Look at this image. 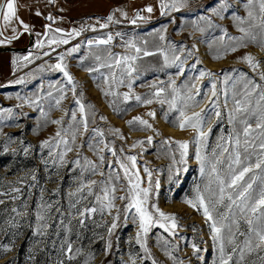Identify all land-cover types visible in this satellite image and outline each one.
<instances>
[{"label": "rangeland", "instance_id": "1", "mask_svg": "<svg viewBox=\"0 0 264 264\" xmlns=\"http://www.w3.org/2000/svg\"><path fill=\"white\" fill-rule=\"evenodd\" d=\"M68 1L75 5L66 7L61 0H16L17 17L11 23H16L14 28L17 31L22 27L19 20H23L35 34V41L31 50L26 52H0V264H133V261L135 264H222L209 222L202 210L198 211L186 201L196 202L197 187L204 192L209 166L221 153L218 145L225 144L234 130L239 132L242 129L239 123L234 126L229 121V111L234 107L232 81L248 78L264 86L259 75L264 73V33L261 28L251 29L255 41L247 36L243 41L234 39L244 36L241 27L249 28L253 23H260L258 19L254 21L248 17L249 10L256 17L260 15L258 3L250 9L245 7L247 0H192L185 8L165 9L163 18L155 23L136 19L137 27L130 34L132 43L141 49L134 62L137 70L131 76H121L120 67H101V64H114L108 52L116 58L136 55L132 48L116 47L113 39L109 45L95 44L96 40L107 38V30L88 33L84 37L81 31L79 36H68L66 33L73 30L71 24L54 13L69 18L105 13V19L100 18V22L95 21L87 29L97 30L108 24L109 4L118 5V13H127L130 6L133 11L137 6L129 0ZM49 15L54 19H46ZM237 17L241 19L237 20ZM1 21L3 25L2 17ZM46 25H51L52 30L60 28L63 31H49ZM3 31L11 35L8 25ZM52 36L69 42L50 45L48 40ZM89 40L93 44L89 45ZM0 41H3L0 46L13 45L1 35ZM25 41L24 37L17 45ZM38 42H42L43 47L38 46ZM240 43L246 46L235 52L228 50ZM77 45L79 50L69 54V50ZM144 52L153 54L146 56ZM61 54H64L63 61L59 59ZM245 54H251L259 61L256 70L240 59ZM98 55L100 60L96 59ZM25 56L29 59L24 60ZM174 56L179 59L173 62ZM57 63L66 65V70L74 77L75 96L67 77L54 67ZM89 69L96 71L90 72ZM201 71H211L214 75L201 77ZM113 72L123 83L113 81ZM226 78L228 84L224 83ZM18 80L23 83H16ZM172 81L182 96H187L191 89L198 102H189L192 106L187 109V115L206 110L203 130L207 136L200 145L193 142L196 129L181 130L171 122L178 118V111L159 102V99H171ZM213 84L216 85V96L212 94ZM161 87L165 92L159 99L151 95ZM61 91L65 99L57 106L54 101L60 97ZM106 91L108 95H105ZM125 93L132 98L125 100ZM135 96L153 102L144 104L136 101ZM77 99L84 104L85 113L80 112ZM215 111L220 112L219 117ZM73 112L76 121L71 119ZM149 112H155V117L148 115ZM165 113H168L167 119ZM85 114L88 118L86 132L80 124ZM137 116L153 127L130 125L128 122ZM56 120L61 123H53ZM249 122L255 129L256 119L252 117ZM70 125L80 129L74 143ZM168 126L179 134H172L167 130ZM93 129L103 132V137L96 135ZM116 129L119 134L114 131ZM57 132L68 141L67 147L72 151H67L66 145L56 137ZM256 134L254 132L253 136ZM149 136L153 138L151 142L147 141ZM169 137L189 142L186 162H181L183 150L177 144L163 143ZM44 141L49 143L45 145ZM90 144L103 150L100 153L104 157L103 163ZM258 144L257 140V146L248 152H243L241 147L242 159L248 157L255 165L261 157ZM198 147L205 157L204 174L196 159ZM109 149H115L116 154L112 155ZM234 150L235 145H230L229 152ZM129 156L136 157L135 169L142 179L141 186L151 189L149 207L155 204L164 213L175 214L179 225L175 235L153 226L144 236L135 210L125 212L129 201L120 197L127 195L128 185L120 164L132 170V163L127 159ZM227 157L228 153H224L223 163L217 166L222 176L227 175L230 162ZM87 161L98 165L99 171H92ZM145 168L151 171V184ZM117 173L118 180L115 179ZM253 175L256 177L253 195L256 196L264 182V165L246 174L245 181H250ZM109 177L112 179L108 180ZM92 181L96 183L92 184ZM102 181L116 187L114 207L110 209L104 206L107 199H97L104 196ZM212 187L215 189L216 185ZM205 196L207 198L206 192ZM227 204L225 199L224 204L213 211L214 219L217 213L226 212ZM90 208L97 210L85 211ZM156 215L154 213V217ZM238 229L237 232L236 226L233 227L235 239L232 242H229L227 230L223 232L224 259L231 257L228 264H264V244L258 248L255 246L257 238L245 220L239 219ZM138 233H141L139 241ZM250 238L251 251L244 244ZM193 245L200 251L197 252ZM241 249L244 250L242 259Z\"/></svg>", "mask_w": 264, "mask_h": 264}, {"label": "snow or ice", "instance_id": "2", "mask_svg": "<svg viewBox=\"0 0 264 264\" xmlns=\"http://www.w3.org/2000/svg\"><path fill=\"white\" fill-rule=\"evenodd\" d=\"M54 2V0H52ZM254 3H258L259 12L260 15L258 17L254 16L253 11L249 10L248 17L252 20H259V24H251L249 28H240L241 33L244 34V36H241L239 38L240 41H243L245 39V36L249 37L252 41L256 40L255 34L252 33L251 29L255 27H259L262 30V33H264V0H247V4L245 7H249L251 9V6ZM161 7H167L163 2L161 4ZM171 7L175 8V3L171 5ZM147 12L151 13L153 11V8L151 6H148L145 9ZM219 14V12H217ZM37 15H41V13L37 12ZM126 15V13L124 14ZM0 16H2L3 25H0V35H2V28L4 26H7L11 23V21L17 17V7H16V0H5L4 4H0ZM140 19H144V17H139ZM48 20H53L54 18L49 15L46 17ZM109 21L112 20V17L109 16L107 18ZM237 20H240L241 18L237 17ZM243 22V21H241ZM133 24L136 23L135 20L132 21ZM19 24L23 27L25 31L28 30L29 25L24 23L23 20H19ZM49 31H54L55 33H61L63 30L60 28H56L54 30L51 29V25L45 26ZM101 27H107V24L101 25ZM13 32L16 31L15 28L12 29ZM68 36H79L80 31H77L76 29H73L71 33H66ZM17 36L9 37V40L16 39ZM112 35H108L106 39H99L95 41V44L97 45H109L112 42ZM161 40L164 39L163 36L160 37ZM69 41L68 39H57L55 36H52L49 38L48 43L50 45H58V44H67ZM0 43H3V41H0ZM88 44H93V41L89 40ZM38 46L43 47L42 42H38ZM130 48H132L136 55L131 56H124L121 58L113 57L111 52H108V57L114 60V64H101V67H109L112 68L114 66L120 67L121 76H131L132 73H134L137 69L134 66V62L139 58V54L141 52L140 48H137L134 43H130L128 45ZM246 45L243 43L238 44L236 47H232L228 49L229 51L235 52L239 47H245ZM79 50V45L69 50V54L72 52H76ZM163 51V50H161ZM153 53L144 52V55H152ZM45 55H48V53H45ZM165 60H168L167 54H164ZM219 58V57H216ZM24 60H28L29 57L25 56L23 57ZM59 59L63 61L64 54H61ZM97 60H100L101 57L98 55L96 56ZM178 56L173 57V62L175 60H178ZM240 59L247 62L250 67L253 70H256L259 67V61L255 59L251 54H245L243 57H240ZM16 61L14 60L13 63ZM123 66L121 67V65ZM56 69H59L63 72L64 76L67 77L68 83L71 85V91L73 93V96H75L76 93V82L74 81V77L66 70V65L63 63H57L54 65ZM90 72L96 71V69H89ZM205 74L209 76H213L214 74L211 71H208L205 73L204 71L200 72V76L203 77ZM243 75V74H242ZM260 79L264 81V73H259ZM111 77L113 81L117 84L123 83L122 79H117L115 76V73L113 72L111 74ZM228 79L226 78L224 83L228 84ZM16 83H23V80H18ZM173 87L171 89V99H159L162 95V93L165 92L164 88H158L155 92L151 93L152 96L159 99V102L163 104H168L169 108L171 110L178 111L179 115L178 118L173 119L171 122L174 123L176 126H178L181 130L185 128H193L196 129V135L193 138V142L197 145H200L201 142L206 139L207 133L203 130L205 123H206V110L201 109L199 112H192L191 115H187V109L192 106L191 103H198L195 101L194 96L191 94V89H189V94L187 96H182L179 89L175 87V81L171 82ZM129 87H131V84H129ZM154 87V86H153ZM193 88L195 85L192 86ZM216 85L213 84V96H216L215 92ZM232 100L234 107L232 110L229 111V121L235 126L236 123H239L242 125L241 131L237 132L234 130L233 134L226 138L225 144L218 145L221 149V153L219 156H215L214 162H212L209 166L208 171V183L205 185L204 192L200 190L199 187L196 189V202H193V200H187L186 202L192 206L193 208H197V210H202L203 215L206 217L207 221L209 222V227L211 229L212 233V239L214 242L218 243L219 251L221 253V261L222 264H228V261L231 260V257H228V260L224 259L223 253H224V243L225 238L223 235L224 230H227L229 242L234 241L235 239V233L233 232V227L236 226V231L238 232V224L239 219L245 220L247 225L249 226V230L252 234L255 235L257 238L256 247H260L261 244H264V182H262V185L259 189L258 195H253V184L256 181L255 175L251 177L250 181H245V176L248 173H253L254 168L260 169L262 165H264V86H262L260 83L255 82L253 79L248 78H242L238 81H232ZM238 89V90H237ZM109 93L106 91L105 95H108ZM112 95H116L115 92L111 93ZM199 93L197 92V95ZM49 96H51V93H49ZM255 97V99H254ZM132 97L129 96V94H124V99L128 100ZM228 94L227 91L225 92V103H227ZM65 99V94L61 91V95L58 99H55V105L59 106L61 101ZM134 99L138 102L144 103V104H151L153 102L152 99H142L141 96H135ZM76 103L79 106V110L81 113H85V106L83 103L79 101V99L76 100ZM2 111V110H0ZM217 117L220 116L219 111H215L214 113ZM148 115L155 117V112H149ZM254 117L256 119V127L255 129L252 127V124L249 122L250 118ZM165 118H168V113H165ZM72 121H76L77 117L75 112L71 114ZM101 119H105L104 117H101ZM53 123H61L60 120L53 121ZM130 125H140L147 129H151L153 126L150 124L147 120H144L142 117H134L131 121L128 122ZM80 124L82 125L84 131H87L88 127V118L85 114ZM71 129V140L74 143L76 140V135L80 131L79 128H73L71 125L69 126ZM117 134H119V129L114 130ZM93 132L96 135H99L101 138L103 137V132L93 129ZM257 133L256 136H253V133ZM159 134V133H158ZM56 137L63 142L66 147L68 145V141L64 140L63 137H61V133L57 132ZM243 137V139H241ZM123 138V137H121ZM152 137H147V141L151 142ZM259 141L258 147L261 150V157L257 159L255 165L251 164L250 159L248 157H245L242 159V152L241 147H243V152H248L250 148H255L256 141ZM49 142L44 141V144L47 145ZM137 143L142 144L143 141H138ZM165 144H171L175 143L179 146L180 149L183 151L181 152V162H186L185 157L187 156V148H188V141H179V140H173L171 137L165 139L163 141ZM234 144L235 150L233 152H229V146ZM90 147H94V150L97 152V155L99 156V160L101 163L104 161L103 155L100 153L103 151L102 149L95 147L93 145H89ZM136 145L134 144L133 147ZM112 153V155L116 154L115 149H109ZM67 151H72L71 147H67ZM123 151V149H121ZM224 153H228V160L230 161L227 165V175L222 176L220 171L218 170V165L223 163L222 157L224 156ZM62 158V157H61ZM132 163V170L129 169L128 166L121 163L120 168L124 171V176L127 177V188L126 192L127 195L120 197V199H124L129 201V203L125 207V212H131L133 209L135 210V213L137 214L139 218V225L141 229V233L146 236L149 229L153 226H159L160 228H164L167 231L172 232L173 235H175V229L179 227L177 224V218L175 214H166L164 213L157 205L152 204L149 207V197L151 189L148 187H142V179L139 175L138 169H135V162L136 157L135 156H129L127 158ZM196 159L200 162V170L201 173L204 174L205 172V157L201 155L200 148H197L196 151ZM85 160L87 158L85 157ZM246 160L249 161L246 163ZM79 163V161H77ZM89 165H91L92 171L96 172L99 171L98 165H96L92 161H87ZM145 172L148 173V183L151 184V171L147 168H145ZM100 175H104L103 172L100 173ZM119 173H117V176L115 177L116 180H118ZM112 177H109L108 180H111ZM243 182V183H241ZM92 184H95L96 181H92ZM101 183L105 184V187L102 188V192L104 193L103 198L97 197L98 200L101 199H107V204L104 205L107 208L114 207L113 201L116 199L115 192L116 187L114 184L107 183L105 181H102ZM215 184L216 188L213 189L212 185ZM157 187H159V184L157 182ZM205 192L207 193V198L205 196ZM225 199H227L228 204L226 205V212L224 213H217V218L214 219L213 211L219 206L224 204ZM199 205V207H198ZM151 208V210H150ZM96 208H90L86 209V212H95ZM235 210V211H234ZM101 211H103V207L101 208ZM154 213L157 214L154 217ZM119 217L117 216V219ZM164 221V222H162ZM219 223V226H218ZM113 228L116 227L115 223L112 225ZM141 233H138L137 239L138 241L141 238ZM167 242L165 241V244ZM245 248L251 251L253 249V244L251 238L246 240L244 242ZM110 247V245H109ZM193 248L198 252L200 249L196 248L195 245H193ZM145 251H148L147 248H145ZM243 249H241V259L243 258ZM71 252V248L69 247V253ZM133 264L135 262L133 261Z\"/></svg>", "mask_w": 264, "mask_h": 264}, {"label": "built area", "instance_id": "3", "mask_svg": "<svg viewBox=\"0 0 264 264\" xmlns=\"http://www.w3.org/2000/svg\"><path fill=\"white\" fill-rule=\"evenodd\" d=\"M115 15H116L115 11L110 9L109 16L112 17V20L111 21L108 20L107 27H103L97 30H87V29L95 21L100 22L101 19L99 16L93 15V16H85L82 18H69V17H66V18L68 19L69 24H71V27L73 29L77 28L79 31L83 32V37L88 33L93 34V33L100 32L101 30H107L109 31L108 34L112 35L114 45L116 47H120V48L126 47L130 43H132V35L130 34V31L134 30L137 27V24H133L132 21L138 19L144 22L143 21L144 19L139 18L143 16L140 12L138 15L135 16L134 19L129 20L128 22H124V21L117 19ZM109 16H107V18Z\"/></svg>", "mask_w": 264, "mask_h": 264}, {"label": "crops", "instance_id": "4", "mask_svg": "<svg viewBox=\"0 0 264 264\" xmlns=\"http://www.w3.org/2000/svg\"><path fill=\"white\" fill-rule=\"evenodd\" d=\"M132 3H134L137 7H135V9L132 11L131 6L129 7V11H127L126 15L125 11H121V13H118V9L119 6L115 5V4H109L108 8H110L111 10H114L116 13V18L127 22L129 20H132L135 18L136 15H138L140 12L142 14V16L144 17V22L145 23H155L159 20H161L164 16L165 13V9H170L173 8L171 7V5L173 3H175V7H179V8H185L186 6L190 5L192 0H155L154 2L152 0H129ZM147 1H149L148 4H150V6L153 8V11L151 13L147 12L145 9L148 7L147 6ZM152 3H151V2ZM82 2V1H81ZM162 2L167 5V7L162 8L161 4ZM137 3V4H136ZM190 3V4H189ZM188 4V5H187ZM108 8L106 9V11H108ZM107 13V12H106ZM105 14V13H103ZM96 15L99 16L101 19H105L106 17H104V15ZM85 17V16H84ZM68 22V20H67ZM16 23H10L8 25L9 27V34L13 35L14 32H12V29L14 27H16L15 25Z\"/></svg>", "mask_w": 264, "mask_h": 264}, {"label": "water", "instance_id": "5", "mask_svg": "<svg viewBox=\"0 0 264 264\" xmlns=\"http://www.w3.org/2000/svg\"><path fill=\"white\" fill-rule=\"evenodd\" d=\"M4 3H5V0H1L0 4H4ZM1 17L2 16H0V25H2ZM23 33H27L28 36H29V41H28V44L27 45H25V46H16V45H4V46H0V52H26V51L31 50V48L33 47L34 41H35V37H34L33 32L30 29H28L27 31H25L22 28L15 35L18 38L9 40V37H12L14 35H6L4 33V31H3V28H2V35L1 36H3L4 38H6L10 42H13V41H16L17 39H19Z\"/></svg>", "mask_w": 264, "mask_h": 264}, {"label": "flooded vegetation", "instance_id": "6", "mask_svg": "<svg viewBox=\"0 0 264 264\" xmlns=\"http://www.w3.org/2000/svg\"><path fill=\"white\" fill-rule=\"evenodd\" d=\"M61 1H62V4H64L66 7H67V6L70 7V6L75 5V4L71 5L72 3L69 2L68 0H61ZM71 8H72V7H71ZM73 8H74V7H73ZM54 15L57 16V17H62V18L67 19V18H66L67 15H65V14H63L64 17L61 16L62 14H60V13H59V15H58L57 13H54ZM67 20H68V19H67ZM68 22H69V21H68ZM51 24H53V23H51ZM22 28H23V27H21L20 29H18L13 35H16V34H17ZM28 29H30V28H28ZM30 30H31V29H30ZM33 34H34V33H33ZM24 37H25V39H26V41L24 42V44H22V45H17V42L20 41V40H22V38H24ZM34 37H35V34H34ZM28 41H29V36H28V34H27V33H23L19 39H17L16 41H13V42H11V43H12L13 45H16V46H25V45L28 44ZM9 42H10V41H9Z\"/></svg>", "mask_w": 264, "mask_h": 264}, {"label": "bare ground", "instance_id": "7", "mask_svg": "<svg viewBox=\"0 0 264 264\" xmlns=\"http://www.w3.org/2000/svg\"><path fill=\"white\" fill-rule=\"evenodd\" d=\"M1 1V0H0ZM162 123V122H161ZM162 127V126H161ZM172 134H179L177 130L171 129V127L168 126V129ZM168 132V131H167Z\"/></svg>", "mask_w": 264, "mask_h": 264}]
</instances>
